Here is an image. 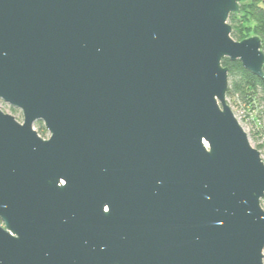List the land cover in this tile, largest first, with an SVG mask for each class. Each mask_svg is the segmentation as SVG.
<instances>
[{
  "label": "water",
  "instance_id": "water-1",
  "mask_svg": "<svg viewBox=\"0 0 264 264\" xmlns=\"http://www.w3.org/2000/svg\"><path fill=\"white\" fill-rule=\"evenodd\" d=\"M242 1L0 0V264H264Z\"/></svg>",
  "mask_w": 264,
  "mask_h": 264
},
{
  "label": "trees",
  "instance_id": "trees-1",
  "mask_svg": "<svg viewBox=\"0 0 264 264\" xmlns=\"http://www.w3.org/2000/svg\"><path fill=\"white\" fill-rule=\"evenodd\" d=\"M241 10L229 17L233 31L232 36L237 40L258 35L262 39L264 50V0H243ZM223 65L229 70V89L227 98L233 101L250 120V137L259 140L264 134V77H259L245 69L240 61L223 60ZM13 111L17 109L11 107ZM39 134L47 133L43 122H37ZM45 137V136H44ZM264 207V199L262 200Z\"/></svg>",
  "mask_w": 264,
  "mask_h": 264
},
{
  "label": "rangeland",
  "instance_id": "rangeland-1",
  "mask_svg": "<svg viewBox=\"0 0 264 264\" xmlns=\"http://www.w3.org/2000/svg\"><path fill=\"white\" fill-rule=\"evenodd\" d=\"M228 103L230 104V106L232 107L233 111L238 115V116H241L242 115V110H240V108L233 102V101H229L228 100ZM1 107H2V110L6 113H9V114H12L16 117V119L20 122H23V115H22V112L20 110L17 109V111H13L11 109V106L4 103V102H1ZM241 124L242 126L244 127V129L248 132V135H249V138L251 140V143L253 146H255L256 144V139L254 138H251L250 137V134H251V126L244 122L243 120L241 121ZM45 127V126H44ZM35 128L36 130L38 131L39 130V126L37 125V122L35 123ZM47 131V130H46ZM39 133V132H38ZM42 136V135H41ZM45 136V137H44ZM44 138H48L49 137V132L47 131V133H44Z\"/></svg>",
  "mask_w": 264,
  "mask_h": 264
},
{
  "label": "built area",
  "instance_id": "built-area-1",
  "mask_svg": "<svg viewBox=\"0 0 264 264\" xmlns=\"http://www.w3.org/2000/svg\"><path fill=\"white\" fill-rule=\"evenodd\" d=\"M235 113V112H234ZM235 115L237 116L238 120L241 121L243 120L244 122L248 123L250 125V120L253 118V117H246V114L245 112L242 110V115L241 116H238L236 113ZM251 141V140H250ZM261 153V156H262V159L264 160V134L261 135V137L259 138V140L256 142L255 146Z\"/></svg>",
  "mask_w": 264,
  "mask_h": 264
}]
</instances>
